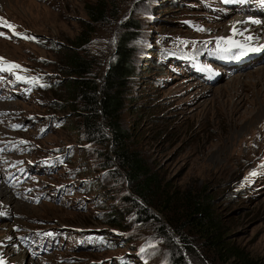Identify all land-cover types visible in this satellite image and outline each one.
Returning <instances> with one entry per match:
<instances>
[{
	"label": "rangeland",
	"instance_id": "1",
	"mask_svg": "<svg viewBox=\"0 0 264 264\" xmlns=\"http://www.w3.org/2000/svg\"><path fill=\"white\" fill-rule=\"evenodd\" d=\"M96 1L0 0V18L22 34L0 25V57L19 64L26 77L39 78L28 86L13 72H0V189L8 191V198L0 200V212L6 211L0 213V260L16 264L12 260L27 254L34 264L102 259L119 264L121 258L126 264H177L169 236L181 246L179 237L168 227L169 236L164 233L157 220H141L127 198V178L113 156L104 120L109 140L89 139L61 85L69 71L66 57L74 51L93 64L91 76L101 81L115 59L118 31L135 19L140 27L131 45L137 73L130 78L121 114L129 148L171 192L208 191L228 238L264 264V61L240 71L210 59L203 64L194 59L200 74L189 67L195 53L207 58L209 50H218L232 23L249 12L230 10L236 0H105L107 17L92 24L89 42L76 50L74 40L89 21L85 7ZM259 1L249 7H260ZM53 158L55 165L38 164L33 176L8 178L12 163L30 172V162ZM108 213L121 222L114 224ZM48 227L96 231L108 244L75 248L87 235L63 231L67 246L52 248L46 236H31L32 230ZM196 252L204 264H232L208 250ZM185 258L182 264H197Z\"/></svg>",
	"mask_w": 264,
	"mask_h": 264
},
{
	"label": "trees",
	"instance_id": "2",
	"mask_svg": "<svg viewBox=\"0 0 264 264\" xmlns=\"http://www.w3.org/2000/svg\"><path fill=\"white\" fill-rule=\"evenodd\" d=\"M85 9L89 21L74 40L76 50L89 42L94 30L92 24L104 21L109 7L105 0H97L87 4ZM139 27L135 19L123 23L118 31L115 59L101 81L91 76L93 64L80 53L74 51L67 55L68 76L61 84L68 93L67 106L77 108L87 137L91 140H96L98 136L109 140L104 127H101V120H104L112 135L113 156L127 178V198L137 208V216L141 220H157L164 233L169 236L168 227L179 237L181 246L169 236L178 253L177 264L185 262L186 254L195 263L204 264L196 252L198 249L227 257V262L232 260V264H260L228 238L223 219L216 213L214 198L208 191L171 192L166 186L162 187L158 174L144 157L129 148L131 137L121 123V114L126 107L130 78L137 73L135 49L131 44L137 38ZM107 215L114 224L121 222L119 215ZM199 238L206 246L199 245Z\"/></svg>",
	"mask_w": 264,
	"mask_h": 264
},
{
	"label": "bare ground",
	"instance_id": "3",
	"mask_svg": "<svg viewBox=\"0 0 264 264\" xmlns=\"http://www.w3.org/2000/svg\"><path fill=\"white\" fill-rule=\"evenodd\" d=\"M250 6V5H249ZM259 14V15H258ZM260 16V17H259ZM264 12L263 11H259L258 13H256L254 16H249V15H245V16H241V17H237L238 19L232 23L233 24V27H235L238 32L242 33V35H235L233 33V27L231 29V32H230V35L227 36L226 38H231V39H234V40H237V41H241V42H247L248 44H250L251 47H256V48H260L261 50L260 51H257V52H251L252 55L254 56V60L252 61V63H257V60H260V62L264 61V45H260L258 40H261L262 37H264ZM229 33V32H227ZM251 36L252 37V40L251 41H248L247 38ZM208 49V48H206ZM197 50V49H196ZM200 51V50H199ZM205 51V50H204ZM204 51H201V52H204ZM238 51V50H237ZM263 52V54L261 53ZM235 52H231L230 54H225L223 56H218L215 54L214 57H216V59H219L221 60L222 64L228 66V63L226 62V60L228 58H230V56H233ZM196 55H201L200 57H202V55L205 56V59H206V55L205 54H202V53H195ZM209 54V53H208ZM194 55V54H193ZM249 55V54H248ZM188 57V56H187ZM249 58V61L248 63L246 64H249L251 65V59L252 57L250 56H247V57H244V58H241L239 59L242 60V59H247ZM199 62V61H198ZM215 64V63H214ZM239 62H235L233 63V67L234 65H238ZM244 64V65H246ZM205 65V64H204ZM201 66V65H200ZM206 66V65H205ZM232 66V65H231ZM225 67V66H224ZM239 68V67H238ZM245 68V67H244ZM209 69V68H208ZM241 69V68H239ZM257 71V70H256ZM242 72V71H241ZM262 72V71H261ZM247 74H251V72H248ZM217 79V78H216ZM8 192V191H7ZM7 192L5 190L0 189V200L2 198H6L7 196ZM8 198V197H7ZM7 200V199H6ZM9 209V208H8ZM2 213L3 212H6V211H1ZM0 212V213H1ZM12 235V234H11ZM8 240L11 239L10 236L7 238ZM15 240V239H14ZM16 242V241H15ZM15 244V243H13ZM17 246L20 245L19 243L16 244ZM8 246V245H7ZM11 246V245H10ZM13 246V245H12ZM10 249V248H9ZM3 251V250H2ZM9 251V250H8ZM25 251V250H24ZM4 252V251H3ZM2 252V253H3ZM26 252V251H25ZM5 253V252H4ZM8 253V252H7ZM7 253H5L7 255ZM13 253V252H12ZM16 254V252H14ZM29 253V252H28ZM31 255V253H29ZM9 256V255H8ZM16 256V255H15ZM21 256V255H20ZM32 256V255H31ZM33 257V256H32ZM34 258V257H33ZM32 258V259H33ZM19 260H21V262H19ZM13 263H18V264H23L24 261L26 262V264H34L30 259L27 258V254H23L22 257L20 259H15V260H12Z\"/></svg>",
	"mask_w": 264,
	"mask_h": 264
},
{
	"label": "snow or ice",
	"instance_id": "4",
	"mask_svg": "<svg viewBox=\"0 0 264 264\" xmlns=\"http://www.w3.org/2000/svg\"><path fill=\"white\" fill-rule=\"evenodd\" d=\"M230 2V0H225V3ZM0 25L7 27L8 29H10L15 35H22L20 33H16L15 28L16 26L14 24H11L7 21H5L3 18H0ZM233 33L235 35H242V33L238 32V30L233 27ZM0 35H4L3 33H0ZM6 38H11V37H6ZM24 39H35V37H28V36H23ZM248 41L252 40V37L249 36L247 38ZM217 48L220 52H226V53H231L234 50H238L236 52V55L233 57L235 59H240L242 57H246L250 52H257L260 51V48H256V47H251L247 42H241V41H237L231 38H224L221 37L220 38V42L217 44ZM16 69H21V66L19 64H16L15 62H8L6 61L5 58L0 57V72H13ZM27 71V70H24ZM16 79L18 80H25V77L16 76ZM39 78L38 77H33L27 80V82H37L38 83ZM43 86V85H41ZM251 175L255 176L256 173L253 172L251 173ZM145 249H141V251L143 252ZM0 264H4L3 260H0Z\"/></svg>",
	"mask_w": 264,
	"mask_h": 264
},
{
	"label": "water",
	"instance_id": "5",
	"mask_svg": "<svg viewBox=\"0 0 264 264\" xmlns=\"http://www.w3.org/2000/svg\"><path fill=\"white\" fill-rule=\"evenodd\" d=\"M175 240L177 241V239L175 238Z\"/></svg>",
	"mask_w": 264,
	"mask_h": 264
}]
</instances>
